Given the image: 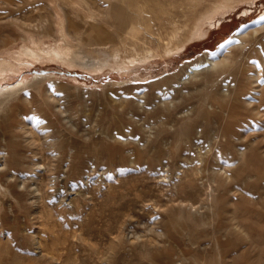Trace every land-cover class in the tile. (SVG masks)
Instances as JSON below:
<instances>
[{"label":"rangeland","instance_id":"1","mask_svg":"<svg viewBox=\"0 0 264 264\" xmlns=\"http://www.w3.org/2000/svg\"><path fill=\"white\" fill-rule=\"evenodd\" d=\"M18 1L0 0V85L27 81L0 102V264H264V0L211 19L221 0ZM62 13L74 48L134 61L10 55L63 43Z\"/></svg>","mask_w":264,"mask_h":264},{"label":"bare ground","instance_id":"2","mask_svg":"<svg viewBox=\"0 0 264 264\" xmlns=\"http://www.w3.org/2000/svg\"><path fill=\"white\" fill-rule=\"evenodd\" d=\"M16 0H14V2H15ZM18 1V0H17ZM24 1V0H23ZM26 1H28V0H26ZM32 1V0H31ZM30 1V2H31ZM34 1V0H33ZM33 1L31 2V3H33ZM57 2H55V3H57V4H59L58 5V7H60V4L62 3V2H70L71 3V1L72 0H56ZM62 1V2H61ZM87 0H85V2H86ZM115 1H123V2H126V1H128V0H115ZM169 1H171L172 2V0H169ZM187 2H188V6H189V4H190V6H194L195 4H199L201 1H203V0H186ZM236 1H238V0H221L220 2H218L215 6H214V11L213 12H211V13H208V14H206L204 17L206 18V19H211V18H213L214 17V15L216 14V13H225L226 11H228V10H230L231 9V7H233V4L236 2ZM2 2V1H1ZM13 2V3H14ZM19 2V1H18ZM29 2V3H30ZM47 2H48V0H47ZM47 2H46V4H47ZM53 3H54V1H52ZM73 2V1H72ZM77 2H78V0H77ZM83 2H84V0H83ZM11 3V2H10ZM10 3L9 2H7V4H9V6H10ZM12 3V4H13ZM25 3V2H24ZM34 3H35V1H34ZM54 3V4H55ZM75 3V2H74ZM82 3V2H81ZM88 3V2H87ZM6 4V5H7ZM15 4V3H14ZM17 4V3H16ZM19 4V3H18ZM21 4V6H22V3H20ZM20 4H19V6H20ZM52 4V3H51ZM53 4V5H54ZM76 4V3H75ZM74 4V5H75ZM83 4V3H82ZM85 4V3H84ZM1 5V4H0ZM25 5H27V2L25 3ZM33 5V4H32ZM69 5V4H68ZM71 5V4H70ZM78 5V4H77ZM76 5V6H77ZM79 5H81V4H79ZM78 5V6H79ZM9 6H7V11H8V7ZM13 6V5H12ZM16 6V5H15ZM20 6V7H21ZM66 6V5H65ZM76 6H74V8L76 7ZM77 6V8L79 9V7ZM82 6V5H81ZM87 6V5H86ZM89 6V5H88ZM22 7H24V5L22 6ZM35 7H37V6H35ZM53 7V6H52ZM55 7V6H54ZM53 7V9H56V7L54 8ZM62 7V6H61ZM60 7V8H61ZM90 7L91 6H89V9H90ZM32 8H34V7H32ZM59 8V9H60ZM63 8V7H62ZM72 8V7H71ZM76 8V10H78ZM82 8V7H81ZM80 8V9H81ZM70 9V8H69ZM68 9V10H69ZM79 9V10H80ZM57 10V9H56ZM67 10V11H68ZM82 10V9H81ZM85 10V9H84ZM247 10V9H246ZM87 11V10H86ZM92 11H96V10H91V12ZM82 12V11H81ZM137 12V11H136ZM136 12H132L131 13V9L129 8V7H127V6H125V5H122L121 6V4H118V5H116V17H117V21H118V23L121 25V26H124V25H126V24H128V23H130V21H132V20H134L135 18H138L139 16H138V14L136 13ZM57 13H59V11H57ZM94 13V12H93ZM92 13V14H93ZM99 13V12H98ZM215 13V14H214ZM56 14V13H55ZM135 14V15H134ZM245 14V13H244ZM60 16V21H61V25H60V31H61V34L60 35H62V38H64V42L63 43H58L57 45H55V46H51V47H42L40 44L38 45H34V46H32V45H30V44H23V46L19 49V50H17L18 52H17V54H10V55H12L13 57H15L16 59H17V62H24L25 61V58L26 57H29V58H31V59H40V58H44V57H51V59L52 58H59V59H62V60H64V61H69L70 63H73V64H77V63H79V64H83V65H86V66H88V67H96V68H103L104 66H106V65H108V64H112V63H114V65H125V64H128L127 62L128 61H124V59H126V57L124 58V59H122V57H121V55H120V50H121V48H119V49H115L114 48V46H113V48H112V51L110 52H108V50L107 49H104V51L103 50H100V51H98L99 53H101V54H103V55H99V57H98V59L97 60H95V55L92 53L91 55H89V54H86V53H91V52H87V51H85L84 49H82V51L84 50L85 51V53H83V52H81L80 51V47H82V45H81V43H79V45H80V47L79 48H76L77 47V45L74 43V41H73V43H74V45H75V48L72 46L73 44H71L70 43V39L68 38V34H70L69 32H68V30L66 29V25H64L65 23H63L64 22V17H63V13L62 14H59ZM93 17H95L94 16V14L92 15ZM44 17V16H43ZM93 17H91L92 18V20H93ZM172 17V16H171ZM45 18V17H44ZM52 18V17H51ZM56 18L57 17H55V19H54V16H53V19L54 20H56ZM84 18H86V19H84ZM84 20H86L87 21V16L86 15H84ZM90 18V17H89ZM90 18V19H91ZM45 19H47V18H45ZM141 19V18H140ZM220 19V18H219ZM53 20V21H54ZM59 20V19H58ZM58 20H57V22L56 23H58ZM89 20V19H88ZM98 19H97V17L95 18V21H97ZM137 20V19H136ZM139 20V19H138ZM212 21V20H211ZM216 21H217V19H216ZM215 21V22H216ZM220 21V20H219ZM223 22V21H222ZM217 23H221V21L220 22H217ZM58 24H60V23H58ZM263 24H264V21H263V23H262V26H263ZM214 25V24H213ZM261 25V24H260ZM65 26V27H64ZM261 27V26H260ZM260 27H258V28H260ZM58 28V27H57ZM121 33V29L120 30H116L115 32H110V33H108L107 34V36H106V40H105V42L104 41H101V42H99V43H104V45L106 44H108L109 42L111 43V42H115L116 41V36L115 35H117V34H120ZM147 33H149V32H147ZM150 35L151 34H153V33H149ZM207 34V29H204L203 28V26H202V23L201 24H198V25H196V27L194 28V30L193 31H191V33H190V35L183 41V42H181L180 44H177L176 46L174 45V46H172V45H167L166 46V51L169 53V54H171V53H174V52H176V51H182V50H184L185 49V47H186V44L188 43V42H190V41H192L193 39H195L196 37H198V36H200V37H204L205 35ZM236 36H240V35H242L243 34V30H239V31H237L236 33ZM148 35V34H147ZM70 36V35H69ZM119 37V36H118ZM117 37V38H118ZM153 37H155V35H153ZM149 39V40H151V39H153L152 38V36H151V38H148V37H144V39ZM144 39L143 40H141V42H144ZM155 39V38H154ZM80 40H82V39H80ZM87 40V39H86ZM124 40V39H123ZM148 40V41H149ZM78 41H79V39H78ZM107 41V42H106ZM120 41V40H119ZM147 41V40H146ZM140 42V43H141ZM77 43V42H76ZM83 43V42H82ZM109 43V44H110ZM120 43V42H119ZM123 43V42H122ZM146 43V42H145ZM145 43H141L142 45L143 44H145ZM113 45V44H112ZM111 45V46H112ZM116 45V44H115ZM110 46V47H111ZM109 47V48H110ZM79 49V50H78ZM99 49V48H98ZM97 49V50H98ZM103 49V48H102ZM107 50V51H106ZM110 50V49H109ZM102 51V52H101ZM93 52V51H92ZM12 53V52H11ZM13 53H15V52H13ZM11 57V56H10ZM14 58V59H15ZM48 59H50V58H48ZM127 59H129L130 60V58L129 57H127ZM29 60V59H28ZM33 61V60H32ZM114 61V62H113ZM134 61V59H131L130 61H129V63L130 62H133ZM16 62V61H15ZM15 62H13V60H11L10 58H5V56L3 57V58H0V81L2 80V79H4V78H7L6 76L9 74V73H13V72H16L15 71ZM19 62V63H20ZM23 64H26L25 62L23 63ZM28 64H30V63H28ZM46 73L45 72H36L35 73V77L36 76H41V75H45ZM25 83H27V81L25 80V79H19V81H17V82H8V83H4V84H2V85H0V102L1 101H3V103L5 102V100H9L8 98L10 97V96H12L13 94H15V93H17L18 92V90L21 88V86L22 87H24L25 86ZM240 83H241V81H240ZM241 85H242V83H241ZM240 85V86H241ZM262 86V85H261ZM263 91H264V89H262ZM257 91H259V89H257ZM261 93H263L262 91H261ZM260 93V94H261ZM255 96H258V95H255ZM259 96H261V95H259ZM250 97V96H249ZM251 97H252V95H251ZM250 97V98H251ZM253 98H255V97H253ZM256 98H258V97H256ZM259 99V98H258ZM263 99H264V96H263ZM244 101H245V99H243ZM257 100V99H256ZM260 100H262V98L260 99ZM243 101V102H244ZM242 102V103H243ZM246 102V101H245ZM251 102V101H250ZM257 102V101H256ZM255 102V103H256ZM255 103H254V106H256L255 105ZM253 104V103H252ZM259 104V103H258ZM251 106V105H250ZM257 108V107H256ZM259 108V107H258ZM262 108V107H261ZM261 108H259V110L261 109ZM248 110V109H247ZM249 110H250V107H249ZM248 110V111H249ZM254 109H252L250 112H252ZM255 112V111H254ZM264 112V111H263ZM263 112H262V114H263ZM232 113V112H231ZM244 113H246V112H244ZM255 113H258V111L257 112H255ZM253 116L255 115V114H252ZM260 115H261V113H260ZM256 117V116H255ZM259 117V116H258ZM262 117V116H261ZM257 118V117H256ZM248 121V120H247ZM250 121V120H249ZM251 122V121H250ZM244 123H245V121H244ZM246 124V123H245ZM250 127V126H249ZM241 134H239V136H240ZM247 135V134H246ZM245 135V136H246ZM238 136V135H237ZM248 136V135H247ZM245 138H248V137H245ZM254 142V141H253ZM247 144L249 145V144H251V143H248L247 142ZM256 144H257V141H256ZM253 146L255 145V143H253L252 144ZM259 145H260V143H259ZM258 145V146H259ZM263 145V143L261 144V146ZM257 146V147H258ZM248 147V146H247ZM249 147L250 148H253V147H251L250 145H249ZM257 149V148H256ZM259 149V148H258ZM83 150V149H82ZM262 150V149H261ZM264 151V150H263ZM260 153H262V152H255V154L253 155V157H251V158H255V159H259L260 158V156H261V154ZM264 153V152H263ZM262 156H263V154H262ZM261 156V157H262ZM263 158H264V156H263ZM11 159V158H10ZM75 158H73V160H74ZM250 159V158H249ZM255 159L253 160V161H255ZM251 160V159H250ZM249 160V161H250ZM256 160V161H257ZM252 161V162H253ZM255 161V162H256ZM8 163H10V162H8ZM257 164V163H256ZM11 165V164H10ZM73 165V164H72ZM9 166V165H8ZM12 166H13V164H12ZM11 166V167H12ZM19 166V165H18ZM262 166V165H261ZM78 167V166H77ZM75 168V167H74ZM16 169V168H15ZM18 169V168H17ZM13 170V169H12ZM228 174V173H227ZM262 175V174H261ZM227 176V175H226ZM224 177V176H223ZM221 182H222V180H220ZM258 194H259V191H258ZM259 196V195H258ZM262 199V198H261ZM261 201H263V200H261ZM256 204L257 203H255V206H256ZM263 204H264V202H263ZM259 206H261L260 204H258ZM252 207H253V205H251ZM258 206V207H259ZM262 207H263V205H262ZM261 207V208H262ZM229 208V207H228ZM251 208V207H250ZM260 208V209H261ZM246 209V208H245ZM247 209H249V207H247ZM225 210H227V209H225ZM263 210V209H262ZM261 210V211H262ZM255 211V210H254ZM226 213V212H225ZM229 213V212H228ZM227 213V214H228ZM240 213V212H239ZM227 214H226V216H227ZM240 215V214H239ZM238 215V216H239ZM229 216H231V214L229 213ZM248 217V216H247ZM253 217H255V216H253ZM252 219V218H251ZM231 220H233V218L232 219H230V221ZM256 220V219H255ZM255 220H253V221H255ZM229 221V220H228ZM229 221V222H230ZM242 222V221H241ZM252 222V221H251ZM250 222V223H251ZM257 222V221H256ZM260 222V221H259ZM226 223V222H225ZM237 223V222H236ZM231 224H232V222H231ZM230 224V225H231ZM239 225V224H238ZM245 225V224H244ZM250 225V224H249ZM251 226V225H250ZM230 227V226H229ZM231 227H233V225H231ZM249 227V226H248ZM253 228H254V225L252 226ZM242 228V227H241ZM253 228H251V229H253ZM244 229H245V227H244ZM247 229V228H246Z\"/></svg>","mask_w":264,"mask_h":264},{"label":"snow or ice","instance_id":"3","mask_svg":"<svg viewBox=\"0 0 264 264\" xmlns=\"http://www.w3.org/2000/svg\"><path fill=\"white\" fill-rule=\"evenodd\" d=\"M261 19H264V17H262Z\"/></svg>","mask_w":264,"mask_h":264}]
</instances>
